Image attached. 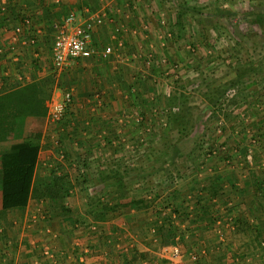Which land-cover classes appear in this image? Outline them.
<instances>
[{
  "label": "crops",
  "instance_id": "1",
  "mask_svg": "<svg viewBox=\"0 0 264 264\" xmlns=\"http://www.w3.org/2000/svg\"><path fill=\"white\" fill-rule=\"evenodd\" d=\"M195 5L194 0H0V93L43 78L50 81L48 103L61 99L67 89L73 91L65 124L50 123L47 117L29 122L32 131L41 132L35 182L64 176L68 196L59 202L31 198L24 209L2 210L0 166V264H264L263 173L240 165L225 174L222 183L212 180L223 189H209L215 193L206 199L211 201L201 199L209 187L202 192L200 187L192 190L198 203L190 198L194 202L190 205L176 192L165 212L160 208L164 205L161 199H150L153 194L145 193L153 187L150 181L140 197L129 196L135 187L120 166L128 155L122 145L143 141L134 132L138 106L133 100V81L151 85L140 71L130 69L136 61L132 62L133 47L126 43L132 42L136 49L151 55L146 49L161 52L163 15L173 11V23L184 6L193 11ZM71 9H77L80 16H103L93 41L111 46L113 51L74 61L56 72L52 66L55 25ZM17 15H27L34 31H25L19 45L11 38V27L21 20ZM120 31L125 39H118ZM20 141L0 142V153ZM84 158L91 164L83 167ZM112 160V166L106 168ZM142 170V176L147 177L163 174L159 168L151 173ZM102 193L110 194L104 197ZM187 197L192 196L189 193ZM218 197L223 202L217 203ZM133 199H142L144 205H129ZM200 200L204 203L199 204ZM173 208L179 212H172ZM218 213L223 214L222 231L215 224ZM169 223L176 232L190 233L181 242L189 251L200 249V260L194 262L187 253L175 259L163 254L177 246L172 237L162 233ZM153 225H157L156 233L150 229Z\"/></svg>",
  "mask_w": 264,
  "mask_h": 264
},
{
  "label": "rangeland",
  "instance_id": "2",
  "mask_svg": "<svg viewBox=\"0 0 264 264\" xmlns=\"http://www.w3.org/2000/svg\"><path fill=\"white\" fill-rule=\"evenodd\" d=\"M194 3L196 8L186 11L183 33L178 28L174 30L175 22L170 23L173 11L171 14L168 11L170 17L163 15L166 21L160 29L161 52L146 49L151 55L136 49L132 42L126 43L133 47L129 51L134 52L132 62L136 61L130 69L133 73L140 71L151 85L133 81L136 84L133 100L138 106L134 132L143 141L122 145V151L128 155L120 166L135 187L128 192L129 196L140 197L144 185L150 181L151 191L144 192L153 194L150 199H161L164 205L160 208L165 212L169 210L166 204L176 192L190 205L194 203L190 198L198 203L192 190L200 187L198 190L202 192V188L209 187L201 199L205 203L211 201L206 200L215 195L209 190L212 189L209 182L220 179L222 183L223 176L240 165L264 174V29L260 23L251 22L257 16L264 21V0H194ZM117 35L118 39H125L124 31ZM105 44L110 42L106 40ZM181 119L190 131L189 138L183 140L178 138L176 122ZM111 162L114 163L112 160L105 167L110 168ZM144 168L149 173L163 169V174L142 176ZM218 182L221 191L223 186ZM189 193L192 197L188 198ZM109 194L102 193L104 197ZM217 199V203L224 200ZM222 215L218 213L214 221L221 231L225 230ZM155 226L150 227L152 233H156ZM176 233L179 241L190 235L188 231ZM178 244L163 250V254H171L175 259L187 253L194 262L200 260V249L189 251L185 244L183 247Z\"/></svg>",
  "mask_w": 264,
  "mask_h": 264
},
{
  "label": "trees",
  "instance_id": "3",
  "mask_svg": "<svg viewBox=\"0 0 264 264\" xmlns=\"http://www.w3.org/2000/svg\"><path fill=\"white\" fill-rule=\"evenodd\" d=\"M19 18L22 19L23 15L16 16V19ZM185 20L184 6L183 11H178L176 15V22L172 25L174 30L178 28L177 31L183 33ZM251 22L260 23L264 29V21L260 20L258 16L251 19ZM173 28L172 32H174ZM48 82H50L49 78L36 79L0 93V142L21 140L13 143L8 151L0 153L2 210L24 209L31 198L59 202L69 194L64 176L55 177L52 182L44 183L35 182L34 179L40 153L41 132L32 131L29 122L47 116L49 109L46 98ZM210 101H213L212 97ZM66 114L60 122H57L59 125L66 123ZM181 120L176 121L179 140L189 138L190 134L188 125ZM81 164L83 167L86 166L87 160L82 159ZM216 183V181H212V187L210 186L214 192L220 190V186ZM129 205L141 207L144 204L142 199H133ZM172 212L178 213L179 210L173 208ZM161 230L163 234L166 233L172 237L171 242L175 241V245L181 242L175 240L177 233L171 223Z\"/></svg>",
  "mask_w": 264,
  "mask_h": 264
},
{
  "label": "built area",
  "instance_id": "4",
  "mask_svg": "<svg viewBox=\"0 0 264 264\" xmlns=\"http://www.w3.org/2000/svg\"><path fill=\"white\" fill-rule=\"evenodd\" d=\"M102 23L103 16L100 14L80 16L76 11H70L59 24L55 25L57 35L52 47V66L56 72L69 68L74 61L112 53L111 46L102 47L93 41L95 28ZM31 28L29 17L23 15L20 22L11 27L12 40L16 41L18 45L23 43L24 32L33 31ZM34 42L35 39H32V43ZM72 100V89L65 90L61 99H51L48 103L49 109L46 116L48 122L53 124L60 122ZM87 164L90 162L87 161ZM193 258H196V255H193Z\"/></svg>",
  "mask_w": 264,
  "mask_h": 264
}]
</instances>
